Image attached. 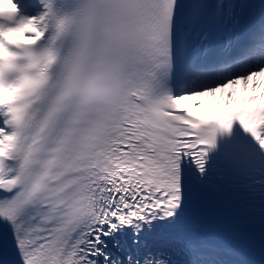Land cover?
Returning a JSON list of instances; mask_svg holds the SVG:
<instances>
[{
	"label": "snow or ice",
	"instance_id": "1",
	"mask_svg": "<svg viewBox=\"0 0 264 264\" xmlns=\"http://www.w3.org/2000/svg\"><path fill=\"white\" fill-rule=\"evenodd\" d=\"M0 232L13 264H264V0H0Z\"/></svg>",
	"mask_w": 264,
	"mask_h": 264
},
{
	"label": "bare ground",
	"instance_id": "2",
	"mask_svg": "<svg viewBox=\"0 0 264 264\" xmlns=\"http://www.w3.org/2000/svg\"><path fill=\"white\" fill-rule=\"evenodd\" d=\"M237 92H238L237 98H239L240 95H242V93L239 92V86H237ZM243 94H246V93H243ZM218 96H219V94H218ZM205 99H208V98H205ZM186 103H191V102H186ZM233 104H234V102L231 105H229V108L232 107ZM226 110H228V108H224L223 106H220V107H215V108L195 109L194 111H196L198 114H201V115L211 116L213 114L217 115L218 113L226 111Z\"/></svg>",
	"mask_w": 264,
	"mask_h": 264
}]
</instances>
